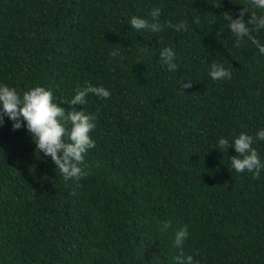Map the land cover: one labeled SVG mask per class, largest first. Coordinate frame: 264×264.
<instances>
[{"label": "trees", "instance_id": "16d2710c", "mask_svg": "<svg viewBox=\"0 0 264 264\" xmlns=\"http://www.w3.org/2000/svg\"><path fill=\"white\" fill-rule=\"evenodd\" d=\"M160 32L137 30L131 16ZM250 0H0V82L42 85L68 110L96 116L88 175L65 181L28 130L0 125V264H177L175 231L194 264H264V176L236 172L217 140L254 136L264 158V54L239 46L222 14ZM187 21L186 30L170 26ZM170 22V24H169ZM253 36L264 43V29ZM171 46L177 69L159 62ZM119 48L121 57H111ZM212 63L232 78L214 81ZM183 80L191 86L180 91ZM91 83L109 98L89 93ZM65 101V102H60ZM167 230L162 231L165 223Z\"/></svg>", "mask_w": 264, "mask_h": 264}, {"label": "clouds", "instance_id": "9594fccd", "mask_svg": "<svg viewBox=\"0 0 264 264\" xmlns=\"http://www.w3.org/2000/svg\"><path fill=\"white\" fill-rule=\"evenodd\" d=\"M254 8L264 9V0H250ZM248 8L243 7L239 14L233 17L231 11H225L222 16L227 22L230 35L235 37L234 42L239 46L245 37L254 43L261 54H264V43L253 36L254 31L264 29V14L257 15L252 12L247 21L244 13ZM161 9L154 7L150 10L151 19L131 16L129 24L137 30L145 29L156 33L163 29L159 22ZM170 24V22H169ZM177 30H186L187 21L182 20L175 25H171ZM111 57H121L119 48L110 51ZM177 53L171 46H165L159 51V62L173 72L177 69ZM209 76L214 80H225L232 78V72L223 63H212L208 68ZM191 80H183L180 84V91L191 86ZM89 93L97 97L109 98L111 92L104 86H97L86 83L80 87L75 94L66 102L70 105L86 104V97ZM65 102V101H60ZM5 117L11 121L13 130L24 127L28 130L35 143L36 150L43 153L44 157H50L58 168L65 181L69 179L79 180L89 173L82 166L85 154L95 147V140L91 138L90 132L96 128V116L94 113L86 112L82 107L77 110L70 108L66 110L62 103H58L53 96V90L42 85L29 87L18 91L15 87L0 82V125L5 122ZM255 140L264 142V127L259 128L255 133ZM254 136L246 132H240L233 136L231 140L226 136H221L217 140L216 149L227 152L231 146L236 155L230 156L231 167L236 172L247 170L252 173L253 179L259 181L264 176V158L255 147H253ZM169 224L166 222L162 231L167 230ZM189 233L186 227H181L175 231L174 244L180 250V254L175 256L177 264H194L192 255H184L181 246Z\"/></svg>", "mask_w": 264, "mask_h": 264}]
</instances>
